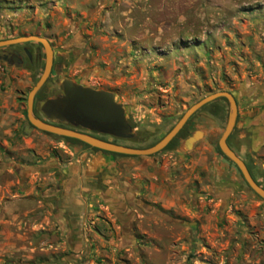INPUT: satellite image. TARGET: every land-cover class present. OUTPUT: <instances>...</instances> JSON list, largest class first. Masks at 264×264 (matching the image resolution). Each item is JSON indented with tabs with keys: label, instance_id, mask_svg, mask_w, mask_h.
I'll return each mask as SVG.
<instances>
[{
	"label": "rangeland",
	"instance_id": "obj_1",
	"mask_svg": "<svg viewBox=\"0 0 264 264\" xmlns=\"http://www.w3.org/2000/svg\"><path fill=\"white\" fill-rule=\"evenodd\" d=\"M29 35L48 39L63 78L114 94L132 132L117 144L149 147L195 102L232 94L230 143L264 187V0H0V39ZM43 65L39 43L0 49V264H264V201L237 175L223 179L236 171L218 147L226 99L154 155L75 152L30 129ZM57 80L45 84L52 96ZM200 116L204 139L181 150ZM113 173L123 186L106 187Z\"/></svg>",
	"mask_w": 264,
	"mask_h": 264
},
{
	"label": "water",
	"instance_id": "obj_2",
	"mask_svg": "<svg viewBox=\"0 0 264 264\" xmlns=\"http://www.w3.org/2000/svg\"><path fill=\"white\" fill-rule=\"evenodd\" d=\"M27 42L39 43L44 53L43 70L27 95L26 117L30 129H37L47 134L75 139L100 151L125 156H151L162 151L177 136L196 111L218 98H225L228 101L230 111L225 128L218 140V147L221 153L238 168L247 184L248 190L264 201V188L254 181L245 163L228 146L226 141L236 124L238 114L237 104L232 94L228 92H215L195 102L185 110L179 120L162 138L149 147L139 148L117 144L97 138L88 133L55 124L59 122L114 137L129 138L132 132L126 120L125 109L116 101L113 93L95 90L75 83L70 79L62 78L59 81L62 93L54 97H48L38 103V108L45 116V119H39L35 116V96L49 78L53 66L51 43L47 38L29 35L0 39V48ZM195 140L196 135L185 141L186 146L191 147Z\"/></svg>",
	"mask_w": 264,
	"mask_h": 264
},
{
	"label": "flooded vegetation",
	"instance_id": "obj_3",
	"mask_svg": "<svg viewBox=\"0 0 264 264\" xmlns=\"http://www.w3.org/2000/svg\"><path fill=\"white\" fill-rule=\"evenodd\" d=\"M8 47V46H7ZM4 48H6V47H1L0 49H4ZM53 49V48H52ZM54 54V53H53ZM65 70H66V67H65V65L63 66V64L61 63V62H59V61H56V60H54V55H53V66H52V70H51V73H50V76H52V75H55L57 78H58V80H57V83H56V81L54 82V84H56V86H58V90H59V94H61L62 93V91H61V88H60V86H59V81L63 78V73L65 72ZM48 80V79H47ZM46 83V82H45ZM91 88H94V89H99V88H95V87H91ZM100 90H102V89H100ZM45 93H46V95H47V98L48 97H51L52 95L49 93L48 94V91L45 89ZM51 95V96H50ZM54 96H56L55 94L52 96V97H54ZM234 97V96H233ZM46 98V99H47ZM219 99V98H218ZM225 99V98H224ZM234 99H235V97H234ZM35 101V100H34ZM215 101V100H214ZM214 101H212L211 103H213ZM236 101V100H235ZM211 103H208V104H211ZM208 104H206L205 106H207ZM205 106H203L202 108H200L198 111H196L190 118H189V122H190V120H192V118L194 117V115L197 113V112H199L200 110H202ZM237 111H238V114H237V119H236V124H235V126H234V128H233V130H232V132L230 133V135L228 136V138H227V144H228V146L236 153V155L239 157V158H241L242 159V161L245 163V165H246V167H247V169H248V171H249V173H250V175H251V177L254 179V181H256L257 182V184H259L260 186H261V184L256 180V178L254 177V175H253V173H252V170L250 169V167H249V165L247 164V162L246 161H244V159L237 153V151H236V149L231 145V143H230V139H231V137H233L234 136V130L237 128V125H238V123H239V110H238V107H237ZM209 113V112H208ZM211 113H213L214 114V111H212ZM34 114H35V116L37 117V118H39V119H45V116L43 115V113L38 109V107H37V102L34 104ZM187 121V122H188ZM186 122V123H187ZM206 122H207V119H206V117H204V116H200L199 117V120L197 121V123H196V126H195V128L192 130V132L190 133V134H187V135H185V137L186 138H184L183 139V141L182 142H185V141H187L189 138H192V137H194L195 135H196V138H199L200 140H198V141H195L194 142V144L195 143H197V142H199V141H201V137H202V131H203V126L206 124ZM55 124H58V125H62V126H64V127H67V128H71V129H74V130H77V131H80V132H84V133H88V134H91V135H93V136H95V137H97V138H100V139H103V140H106V141H110V137L109 138H104V136L102 137L101 135H100V133L98 134V132H95V131H89L88 129H85V128H82V127H77V128H75L74 126H72V125H69V124H62V123H59V122H57V123H55ZM186 125V124H185ZM184 125V126H185ZM199 133V134H198ZM110 142H113V141H110ZM114 143H116V142H114ZM193 144V145H194ZM186 144H184L183 143V146H182V148H181V150H183L184 148V146H185ZM192 145V146H193ZM127 146V145H126ZM180 146V145H179ZM192 146H191V148H192ZM76 147H75V145H73V146H71V149L74 151V150H77V149H75ZM90 149H91V147H89ZM190 148V149H191ZM92 149H95V148H92ZM177 151H180V148L179 149H177ZM103 152H105V151H103ZM105 153H109V152H105ZM110 154H115V153H110ZM224 156V155H223ZM228 160V159H227ZM233 166H234V168L236 169V171L235 172H233V170L231 169V167L230 166H227L226 168H224L223 169V172L225 171V173H224V177H223V179L225 180V181H227L228 183H231V182H233V180H235L236 181V175L240 178V181L245 185V186H247V184H246V182L244 181V179H243V177H242V175H241V173H240V171L238 170V168L235 166V164H233L230 160H228ZM231 186V185H230ZM261 187H263V186H261ZM248 188V187H247ZM264 188V187H263ZM240 190V189H239ZM241 191V190H240ZM64 209V208H63Z\"/></svg>",
	"mask_w": 264,
	"mask_h": 264
},
{
	"label": "crops",
	"instance_id": "obj_4",
	"mask_svg": "<svg viewBox=\"0 0 264 264\" xmlns=\"http://www.w3.org/2000/svg\"><path fill=\"white\" fill-rule=\"evenodd\" d=\"M9 58V57H8ZM10 60H12V62L14 63V64H17V62L19 61V60H22V59H20L21 57L18 55V54H14L13 56H10ZM24 70V69H23ZM11 71H18V67H16V65L14 66V69H12V70H10V72ZM21 87V86H20ZM87 87H89V86H87ZM91 88V87H90ZM21 89H23V87L21 88ZM92 89H94V88H92ZM95 90H100V89H95ZM100 91H104V90H100ZM7 92V91H6ZM104 92H108V91H104ZM8 93V92H7ZM111 93V92H110ZM16 97H18V96H13V104H15V105H17V98ZM3 102L1 101V103H0V109H4V107L6 108V105H3L2 104ZM199 134V133H198ZM202 137H201V141L204 139V136H205V132L204 131H202ZM106 135V134H105ZM108 135V134H107ZM109 137H110V141H111V139L112 138H116V139H122V140H127V138H120V137H114V136H111V135H109ZM112 137V138H111ZM198 140H200L199 138H196V140L195 141H198ZM183 141V140H182ZM180 142V146L179 147H181L182 148V146H183V143L185 144V142ZM194 144V143H193ZM186 151H188L191 147L190 146H186L185 145V147H183ZM75 149H77V150H79V148H75ZM183 149V150H184ZM75 152H76V150H74ZM98 159H101V161H104V156H96ZM109 159H110V161L112 162V163H114V158L111 156V157H109ZM126 161H128V160H126ZM129 162V161H128ZM108 169V171H107V173H106V176H108V173L109 172H111V171H113V172H115V169L113 168V167H107ZM70 172H72V174H74V171H70ZM89 174H93L92 176H90ZM94 174L95 173H88V174H85L86 176H88V177H86L87 178V182L89 183L90 181H95V182H100L101 181V183H104V181L105 180H99V179H97V177H98V175H96V177L94 176ZM102 175V174H101ZM94 176V177H93ZM116 175H114V173H113V177H111V178H109V180H108V186H106V187H113V186H123V185H117V183H116ZM134 177H136V176H134ZM71 182H73V181H71ZM122 183H124V182H122ZM126 183V182H125ZM133 182L131 181V180H128L127 181V184L130 186V188H132V186L133 185H136V184H132ZM100 184V183H99ZM119 184H120V181H119ZM134 187H136V186H134ZM101 188L102 187H100V186H97V188H96V191H95V194L96 195H98L99 193H100V190H101ZM133 189V188H132ZM104 194H106V193H104ZM84 195L83 196H80V198L79 199H81V201H82V203H83V201H84Z\"/></svg>",
	"mask_w": 264,
	"mask_h": 264
},
{
	"label": "trees",
	"instance_id": "obj_5",
	"mask_svg": "<svg viewBox=\"0 0 264 264\" xmlns=\"http://www.w3.org/2000/svg\"><path fill=\"white\" fill-rule=\"evenodd\" d=\"M46 84V83H45ZM45 84L43 85V87L38 91V93L36 94L35 96V101H34V104L38 101H41V100H44L47 98V95L46 93L44 92L45 91ZM209 105V104H208ZM189 121L186 123V125L181 129V131L177 134V136L163 149V150H166L168 148H170L172 146V144L178 140V138L180 137V135H182V133H184V129L187 127ZM62 126V125H61ZM47 134V133H46ZM50 135V134H49ZM60 138H63L67 144L69 146H73L75 144H80V145H84V146H87L89 147L88 145L78 141V140H75V139H70V138H65V137H60ZM94 150H98V149H94ZM99 151V150H98ZM113 155H117V156H125V155H119V154H113ZM225 157V156H224ZM226 158V157H225ZM227 159V158H226ZM254 195V194H253ZM258 198V197H257ZM260 199V198H259ZM261 200V199H260ZM263 201V200H261Z\"/></svg>",
	"mask_w": 264,
	"mask_h": 264
}]
</instances>
